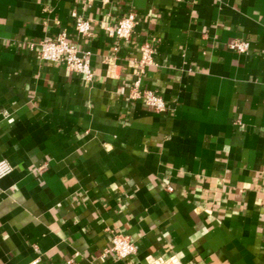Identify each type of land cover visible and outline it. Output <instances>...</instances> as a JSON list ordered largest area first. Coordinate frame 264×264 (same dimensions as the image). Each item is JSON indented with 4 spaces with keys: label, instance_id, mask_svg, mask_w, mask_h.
<instances>
[{
    "label": "crops",
    "instance_id": "crops-1",
    "mask_svg": "<svg viewBox=\"0 0 264 264\" xmlns=\"http://www.w3.org/2000/svg\"><path fill=\"white\" fill-rule=\"evenodd\" d=\"M60 33L90 80L36 58ZM137 77L164 111L130 96ZM1 159L0 264H264V0H0Z\"/></svg>",
    "mask_w": 264,
    "mask_h": 264
},
{
    "label": "built area",
    "instance_id": "built-area-1",
    "mask_svg": "<svg viewBox=\"0 0 264 264\" xmlns=\"http://www.w3.org/2000/svg\"><path fill=\"white\" fill-rule=\"evenodd\" d=\"M73 27L79 36L90 34L91 20L73 13ZM136 17L132 12L120 16L115 24L106 25L104 29L107 34L117 39H127L136 26ZM230 47L238 52H246L249 44L246 40L235 39ZM140 56L134 63L137 74L142 73L146 66L152 63L153 48L150 43L143 42L139 48ZM36 58L50 62H62L67 71L80 74L85 80H90L93 70L90 67V52L80 50L76 42L66 36L65 33L58 34L55 38L45 37L38 42L35 52ZM132 98H140L146 105L155 111L161 112L166 109L163 98L151 89L140 88L139 77L133 82L130 91ZM12 165L5 159L0 160V178L9 174ZM119 258H127L136 253L135 244L128 236L114 234L109 247ZM146 264H180V262L160 257L148 260Z\"/></svg>",
    "mask_w": 264,
    "mask_h": 264
}]
</instances>
